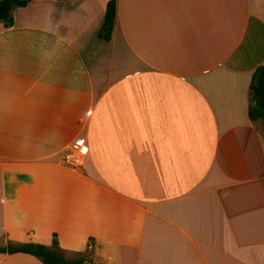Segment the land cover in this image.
I'll return each mask as SVG.
<instances>
[{"label":"crops","instance_id":"0c3cea01","mask_svg":"<svg viewBox=\"0 0 264 264\" xmlns=\"http://www.w3.org/2000/svg\"><path fill=\"white\" fill-rule=\"evenodd\" d=\"M109 1L33 0L0 24V248L264 264V0H115L103 41Z\"/></svg>","mask_w":264,"mask_h":264},{"label":"trees","instance_id":"16d2710c","mask_svg":"<svg viewBox=\"0 0 264 264\" xmlns=\"http://www.w3.org/2000/svg\"><path fill=\"white\" fill-rule=\"evenodd\" d=\"M31 1L33 0H0V24L5 28L11 27L13 25V10L26 7ZM115 12V0H110L106 6L102 27L97 35L98 39L110 40ZM249 89L250 100L253 105L249 109L248 116L252 121H264V66L258 67L253 73ZM17 253L32 256L38 259L41 264H85V260L82 258L72 261L63 259L59 253L55 236H53L50 247L27 244L0 248V254L12 255Z\"/></svg>","mask_w":264,"mask_h":264},{"label":"built area","instance_id":"2783aa9c","mask_svg":"<svg viewBox=\"0 0 264 264\" xmlns=\"http://www.w3.org/2000/svg\"><path fill=\"white\" fill-rule=\"evenodd\" d=\"M63 162L72 168H79L82 165L81 154L73 149L67 150L63 157Z\"/></svg>","mask_w":264,"mask_h":264},{"label":"rangeland","instance_id":"374dc122","mask_svg":"<svg viewBox=\"0 0 264 264\" xmlns=\"http://www.w3.org/2000/svg\"><path fill=\"white\" fill-rule=\"evenodd\" d=\"M253 105V103H251V106ZM258 122L262 125L263 129H264V121L258 120Z\"/></svg>","mask_w":264,"mask_h":264}]
</instances>
